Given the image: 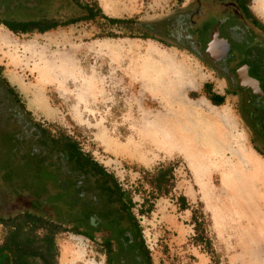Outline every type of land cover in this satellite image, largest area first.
Returning a JSON list of instances; mask_svg holds the SVG:
<instances>
[{"label":"rangeland","instance_id":"1","mask_svg":"<svg viewBox=\"0 0 264 264\" xmlns=\"http://www.w3.org/2000/svg\"><path fill=\"white\" fill-rule=\"evenodd\" d=\"M82 1L132 24L96 19L25 35L0 25V76L22 104L14 109L0 89V121L13 113L26 130L68 136L112 174L131 196L152 264H264V159L237 98L195 56L139 28L166 21L180 0ZM206 83L225 96L222 106L206 99ZM4 139L0 130V216L41 192L7 177L17 160ZM159 166H173L166 194L149 185ZM56 244V264H105L99 243L84 236L59 233Z\"/></svg>","mask_w":264,"mask_h":264},{"label":"flooded vegetation","instance_id":"2","mask_svg":"<svg viewBox=\"0 0 264 264\" xmlns=\"http://www.w3.org/2000/svg\"><path fill=\"white\" fill-rule=\"evenodd\" d=\"M253 2L180 0L181 6L166 21L148 32L189 52L226 83L228 94L238 100V112L252 137L253 148L264 159V25L250 16ZM61 3L62 0H0V25L6 29L38 30L56 24L61 18ZM57 28L60 27L54 30ZM6 82L0 76V89L14 109H21V102L15 99ZM0 107L4 105L0 104ZM5 117V122L0 121V130L1 135H5L3 141L9 146L11 161L27 156L33 159L47 158L57 166L61 164L60 155L41 135L30 131V124L26 130L13 113ZM9 169L14 170L9 172L11 174L26 177L27 169L21 166L19 160L16 168ZM62 169L68 170L64 165ZM76 185L71 226L79 227V200L83 204L85 201L97 202L98 212H91L87 221L81 219V230L98 243L108 242L103 253L105 264H151L133 230L127 233L123 231L125 238L122 239L119 227L112 226L104 218L105 212L101 206L103 198L96 197L91 183L76 182ZM5 252L0 249V264H13L12 256Z\"/></svg>","mask_w":264,"mask_h":264},{"label":"trees","instance_id":"3","mask_svg":"<svg viewBox=\"0 0 264 264\" xmlns=\"http://www.w3.org/2000/svg\"><path fill=\"white\" fill-rule=\"evenodd\" d=\"M59 7V11H62L61 18L59 19L60 22L56 24L38 30H7L14 35L44 34L58 26L68 27L80 22H93L96 19H103L113 26L124 27V30L127 29L126 25L132 24L130 19L115 20L107 18L96 3H84L82 0H62ZM153 25L142 23L139 24V28L148 32L153 30ZM140 37L148 39L146 35ZM5 84L11 87L7 82ZM10 89L15 99H18V94L12 87ZM202 91L211 105L220 107L224 104L225 96L213 93L209 83L203 85ZM38 132L53 147V151L60 155L62 162L57 166L48 161L47 158L33 159L27 156L16 158L21 162V166L27 169L25 174L27 179H30L34 184H39L38 190L41 192H34L35 195L28 202H17L18 206L13 210V213L0 216V226L4 230L0 249L12 256L13 264H56L59 256L56 235L59 233L72 232L96 242L92 236L81 230L83 226L81 221H87V217L91 212H94V214L98 212L97 202L85 201L83 204L79 200L77 202L79 227L72 228L71 226L76 182L87 183L88 181L89 184L91 183L92 191H94L96 197L101 196V199L103 198V205L101 206L102 211L105 212L104 218L110 221L112 226L119 227L118 232L122 235V239L125 238L123 231L127 233L133 230L139 237L140 246L148 254V260L151 263L138 222L132 213L134 204L130 194L121 189L112 174L92 160L89 155L83 154L77 143L71 138L63 135L59 138H53L42 129H39ZM63 165L68 170L62 169ZM172 169L173 166H159L152 175L148 176L150 179L149 185L156 193H168L167 177H173ZM10 175L11 173L7 174V177L9 178ZM170 186L172 185L170 184ZM18 196V201L25 198L23 194ZM178 199L185 202L183 197ZM182 206L183 209H187L186 204H182ZM152 209L153 205L148 204L146 210L151 212ZM59 210H62V212H59ZM99 245L104 253V248L108 247V242L100 241Z\"/></svg>","mask_w":264,"mask_h":264},{"label":"crops","instance_id":"4","mask_svg":"<svg viewBox=\"0 0 264 264\" xmlns=\"http://www.w3.org/2000/svg\"><path fill=\"white\" fill-rule=\"evenodd\" d=\"M250 16H252L257 22L264 25V20L260 18H264V0H254V2L250 6ZM206 66L210 68L207 64ZM212 72L214 73L213 70Z\"/></svg>","mask_w":264,"mask_h":264},{"label":"bare ground","instance_id":"5","mask_svg":"<svg viewBox=\"0 0 264 264\" xmlns=\"http://www.w3.org/2000/svg\"><path fill=\"white\" fill-rule=\"evenodd\" d=\"M3 36V37H2ZM7 39L4 37V35H2L1 33H0V41H6ZM167 142H169V141H167ZM169 152V151H168Z\"/></svg>","mask_w":264,"mask_h":264}]
</instances>
